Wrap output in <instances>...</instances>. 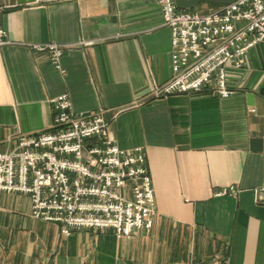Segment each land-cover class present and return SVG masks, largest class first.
I'll list each match as a JSON object with an SVG mask.
<instances>
[{"label":"crops","instance_id":"1","mask_svg":"<svg viewBox=\"0 0 264 264\" xmlns=\"http://www.w3.org/2000/svg\"><path fill=\"white\" fill-rule=\"evenodd\" d=\"M0 0V152L51 129L50 100L103 111L120 148L140 147L153 184L152 228L73 229L0 193V264H264V44L228 72L231 94L153 97L172 75L156 0ZM235 0H174L202 15ZM64 47L60 67L32 44ZM228 186L235 194L217 192Z\"/></svg>","mask_w":264,"mask_h":264},{"label":"built area","instance_id":"2","mask_svg":"<svg viewBox=\"0 0 264 264\" xmlns=\"http://www.w3.org/2000/svg\"><path fill=\"white\" fill-rule=\"evenodd\" d=\"M170 29L172 75L150 94L232 93L230 69L246 65L249 50L264 44V0H235L202 15L183 10L174 0H156ZM5 32L0 29V38ZM60 67L64 47L32 44ZM51 129L19 135L17 144L0 152V193L25 194L31 216L73 229H113L118 238L152 228L155 197L145 153L120 148L109 133L103 111L75 113L62 93L50 100ZM233 186L216 195L235 194Z\"/></svg>","mask_w":264,"mask_h":264},{"label":"water","instance_id":"3","mask_svg":"<svg viewBox=\"0 0 264 264\" xmlns=\"http://www.w3.org/2000/svg\"><path fill=\"white\" fill-rule=\"evenodd\" d=\"M30 1H34V0L19 1V3H25V2H30Z\"/></svg>","mask_w":264,"mask_h":264},{"label":"rangeland","instance_id":"4","mask_svg":"<svg viewBox=\"0 0 264 264\" xmlns=\"http://www.w3.org/2000/svg\"><path fill=\"white\" fill-rule=\"evenodd\" d=\"M19 194V193H18ZM31 203V202H30ZM30 216H31V208H30ZM33 217V216H32ZM65 236V235H64Z\"/></svg>","mask_w":264,"mask_h":264}]
</instances>
